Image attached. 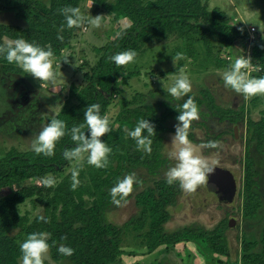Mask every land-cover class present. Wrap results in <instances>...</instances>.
<instances>
[{
	"label": "trees",
	"instance_id": "trees-1",
	"mask_svg": "<svg viewBox=\"0 0 264 264\" xmlns=\"http://www.w3.org/2000/svg\"><path fill=\"white\" fill-rule=\"evenodd\" d=\"M81 1L50 0L46 4L42 0H0V12L12 10L17 18L27 23L25 28L0 24V46L6 45L9 40L23 38L40 46H51L54 52L53 61L59 59L62 51L70 48L72 38L78 30L75 27H66L60 10L68 6L79 7ZM93 1L106 8L116 19L127 18L129 24L119 29L105 48L100 51L97 49L101 55L83 73L82 83L70 86L63 107L54 116L64 120L69 130L83 123V113L92 103L101 105V115L107 114L119 89V75L127 66H115L109 60L110 56L128 49H134L139 54L146 44L161 42L170 35L176 36L181 44L184 42L182 45L186 55L192 60L196 55L194 47L197 43L206 50L208 59L205 62L214 56L211 54L214 39L227 52L228 48L237 47L251 57L253 64L261 66L256 75L264 76V44L257 39H250L246 28L231 23L222 10H209L202 0ZM177 48L174 50L179 51ZM182 62L178 63L173 72H178ZM0 72L19 74L22 70L0 58ZM194 99L197 105L205 103L210 113L222 121L237 123L244 119L243 107L240 110L222 109L215 104L207 90L202 91V98ZM142 102L141 95H135L131 100H123L115 121L117 127L111 128L102 139L111 149L107 166L96 168L88 165L86 161L79 165V184L75 189L72 188V171L53 187L46 188L37 184L20 186L27 180L40 181L48 175L62 173L75 162L66 160L63 156L65 149L70 150L76 146L70 134L57 142L52 157L37 155L32 150L19 152L16 149H10L0 157V191L7 187L20 186L0 197V264H18L22 255L20 244L32 232L50 234L49 251L56 261L69 259L74 264H113L122 253L124 229L132 228L141 232L146 227L143 237L150 252L163 244L174 245L197 239L208 246L219 264L229 261L231 253L225 235L227 222H220L211 228L188 225L166 230L165 224L170 219L169 207L175 204L180 190L178 182L169 185L166 179L157 178L152 185L138 192L136 200L140 213L124 227L107 219L106 212L114 203L111 189L119 180L138 167L146 168L151 175L157 174L164 162L160 151V132L165 130L166 121L176 119L179 114L178 105L183 104H165L164 110L159 112L157 107ZM262 114L258 121H247L248 140L256 142L260 153L264 152V111ZM140 119H147L155 126L150 154L137 150L135 141L128 136V131ZM85 134L87 135L86 129ZM188 135L189 138L192 136L191 133ZM256 175L253 158L248 154L245 159L242 190V215L246 221L255 219L263 205L261 197L254 191ZM35 195L43 200L44 210L43 214L30 219L27 215L20 214L18 206ZM86 198L91 199L89 206ZM40 216L45 217L47 223L39 220ZM11 229H19V236L10 235ZM60 244L73 248L74 254L70 257L61 256L57 252ZM44 264L50 263L44 261ZM240 264H264V229L256 239H243Z\"/></svg>",
	"mask_w": 264,
	"mask_h": 264
},
{
	"label": "rangeland",
	"instance_id": "rangeland-1",
	"mask_svg": "<svg viewBox=\"0 0 264 264\" xmlns=\"http://www.w3.org/2000/svg\"><path fill=\"white\" fill-rule=\"evenodd\" d=\"M42 1L49 4L50 0ZM202 1L207 4L209 10L213 8L222 10L231 23L243 25L246 28L250 39H257L264 44V0ZM79 8L86 17V22L78 28L72 38L70 48L63 51L59 59L54 60L55 82L35 80L23 71L19 74L0 72V157L10 149H16L19 152L32 150L31 145L35 137L63 107L69 95L70 86L82 83L83 73L88 71L101 55L98 50L105 48L115 37L117 31L123 27L113 14L93 0H82ZM97 15L102 16L100 28L87 24V19ZM0 24L27 27V23L17 18L12 10L0 12ZM177 39L176 36L170 35L166 40L150 42L144 46L135 63L127 65L125 71L119 75V89L106 115L110 117V127L116 128L117 114L112 115L113 109L116 108L119 112L123 100H131L135 95H141L142 104L157 107L159 112L164 110L165 104L184 103L187 96L173 101L167 91L180 74L187 75L191 82L192 90L189 96L202 98V91L207 90L215 104L222 109L240 110L243 107V121L229 123L212 115L206 104L201 103L198 105L200 119L193 121L188 130V133L192 135L189 139L196 148V154L209 160H218L216 166L227 170L232 175L236 184L235 196L229 200H219L207 186L211 183L210 180L192 193L180 187L175 204L169 207L170 219L165 224L168 231L188 225H202L211 228L220 222L228 223L231 219L232 226H227L225 229L231 254L229 261L224 264H240L243 239L245 237L256 239L264 229V152L260 153L257 150L255 141L248 140L247 133V121H258L263 116L264 95L245 97L224 86L223 74L242 53L239 48H228L227 52L214 39L211 52L214 56L210 61L205 62L208 57L205 48L200 43L194 47L196 55L192 60L186 55V50L183 48L184 42L182 45ZM175 47H178L179 51L174 50ZM175 51L176 54L182 52L185 55L184 58L175 60ZM228 54L233 56L231 60L226 59ZM65 57H68L67 63L62 61ZM180 62L183 65L178 68V72H173ZM252 76L259 77L260 75ZM177 123L176 119H169L164 124L165 130L160 132L162 138L160 151L164 162L157 174H149L144 167L133 168L131 174L135 175L136 181L133 183L132 191L120 201V204L115 202L111 204L106 212L109 221L124 227L126 223L138 217L140 206L136 200V194L152 185L157 178L166 179L165 173L176 163L170 153L175 147L172 141ZM106 134L100 139L102 140ZM209 141L217 142L218 147L215 149L201 148L202 144ZM248 154L253 158L257 172L254 191L263 202L257 217L252 221L244 220L242 215L244 167ZM85 161L79 162V165H83ZM76 165L78 162L75 161L62 173L48 176L54 178L56 185L64 176L73 171ZM32 184L40 185L38 180H27L20 186ZM20 186L2 189L0 197ZM86 204L88 206L91 204L90 198H86ZM18 209L20 214H25L32 219L43 214L44 202L38 195H35L20 204ZM146 229L147 227L141 232L132 228L124 229L121 241L122 253L113 264H219L208 246L197 239L174 245L163 244L150 252L143 237ZM18 233L19 229H11L9 232L12 236H19ZM44 261L50 264H74L69 259L54 260L50 251ZM18 264H22L21 258Z\"/></svg>",
	"mask_w": 264,
	"mask_h": 264
},
{
	"label": "clouds",
	"instance_id": "clouds-1",
	"mask_svg": "<svg viewBox=\"0 0 264 264\" xmlns=\"http://www.w3.org/2000/svg\"><path fill=\"white\" fill-rule=\"evenodd\" d=\"M60 12L64 17L66 27L69 29L79 28L86 22V17L79 7H64ZM87 24L94 28H100L102 26V16L97 15L87 19ZM58 38L63 39V37ZM137 55L134 49H128L110 56L109 60L115 66L120 67L135 63ZM53 57L54 52L51 46H40L23 38L9 40L6 45L0 46V58L7 61L8 64L17 66L24 73L38 81L55 82L56 73L53 70ZM183 58L182 53H177L174 57L175 60ZM62 61L67 63L68 57L63 58ZM256 70L251 57L242 54L224 72V86L245 97L264 95V76L255 77L251 75ZM191 90V82L188 76L184 74L176 77L167 90L173 101L186 96L187 99L182 105H178L179 114L176 116L178 123L172 141L175 147L174 151L170 153L171 158L176 163L165 173L166 181L169 185L178 182L179 186L188 193L195 192L199 186L206 184L218 164V160H209L197 155L196 148L189 139L188 130L192 122L200 119L198 105L194 98L188 95ZM116 114H118V109L114 108L112 115ZM110 124V117L101 115V105L92 103L87 106L83 113V123L73 126L70 130L67 129L64 120L51 118L35 137L31 148L37 155L52 157L55 154L57 142L66 134H70L71 140L76 146L70 150L65 149L63 156L66 160L78 162V166L72 171V188L75 189L79 184L77 179L79 176V162L86 160L88 165L96 168L107 166L111 149L100 138L111 131ZM128 136L135 141L137 150L150 154L152 151L151 137L155 136V126L147 119H140L135 127L128 131ZM217 147L218 144L214 141L201 145V148L215 149ZM85 154H87L86 157ZM134 181H136L135 175L129 174L112 187L111 196L116 204H120V201L131 193ZM39 183L48 188L55 185V180L53 177L47 176L41 178ZM38 219L47 223L46 218L43 216L38 217ZM49 237L50 234L46 232L28 234L20 244L22 264H44L50 248ZM57 252L61 256L70 257L74 254V249L60 244L57 247Z\"/></svg>",
	"mask_w": 264,
	"mask_h": 264
},
{
	"label": "flooded vegetation",
	"instance_id": "flooded-vegetation-1",
	"mask_svg": "<svg viewBox=\"0 0 264 264\" xmlns=\"http://www.w3.org/2000/svg\"><path fill=\"white\" fill-rule=\"evenodd\" d=\"M209 180L211 182V185H217L223 188V190L221 191V199L229 200L230 198L226 196L230 195V192H232V190H234L232 198L235 196L236 184L232 175H230L227 170H222L219 166H216L215 172L209 176Z\"/></svg>",
	"mask_w": 264,
	"mask_h": 264
},
{
	"label": "water",
	"instance_id": "water-1",
	"mask_svg": "<svg viewBox=\"0 0 264 264\" xmlns=\"http://www.w3.org/2000/svg\"><path fill=\"white\" fill-rule=\"evenodd\" d=\"M207 186L211 191H213L218 196L219 199H221V194H222L221 191L223 190V188L221 186L211 185L210 183H208ZM233 193H234V190H232V192H230V195H228L226 197L232 198ZM232 224H233L232 220L230 219L228 221V226L230 227V226H232Z\"/></svg>",
	"mask_w": 264,
	"mask_h": 264
},
{
	"label": "built area",
	"instance_id": "built-area-1",
	"mask_svg": "<svg viewBox=\"0 0 264 264\" xmlns=\"http://www.w3.org/2000/svg\"><path fill=\"white\" fill-rule=\"evenodd\" d=\"M252 29L254 30V28L252 27ZM63 52V51H62ZM242 54H244L245 56H248L249 57V55L248 54H246V53H241L240 55H242ZM239 55V56H240ZM231 57H233L231 54H228L227 56H226V59L227 60H231ZM253 66L257 69L256 71H253L252 73H251V75H254V74H256V73H258L260 70H261V66H258V65H255V64H253Z\"/></svg>",
	"mask_w": 264,
	"mask_h": 264
},
{
	"label": "crops",
	"instance_id": "crops-1",
	"mask_svg": "<svg viewBox=\"0 0 264 264\" xmlns=\"http://www.w3.org/2000/svg\"><path fill=\"white\" fill-rule=\"evenodd\" d=\"M116 20H118L117 22H118L121 26H123V27H121V28H124L125 26H127V25L129 24V20H128L127 18H118V19H116Z\"/></svg>",
	"mask_w": 264,
	"mask_h": 264
}]
</instances>
